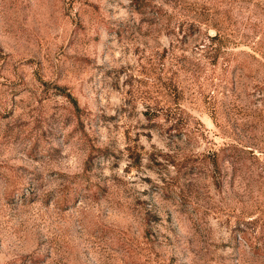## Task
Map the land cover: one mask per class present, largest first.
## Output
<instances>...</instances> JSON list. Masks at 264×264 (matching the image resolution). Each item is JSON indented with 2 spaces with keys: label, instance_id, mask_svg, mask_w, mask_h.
Returning a JSON list of instances; mask_svg holds the SVG:
<instances>
[{
  "label": "rangeland",
  "instance_id": "obj_1",
  "mask_svg": "<svg viewBox=\"0 0 264 264\" xmlns=\"http://www.w3.org/2000/svg\"><path fill=\"white\" fill-rule=\"evenodd\" d=\"M0 264H264V0H0Z\"/></svg>",
  "mask_w": 264,
  "mask_h": 264
},
{
  "label": "trees",
  "instance_id": "obj_2",
  "mask_svg": "<svg viewBox=\"0 0 264 264\" xmlns=\"http://www.w3.org/2000/svg\"><path fill=\"white\" fill-rule=\"evenodd\" d=\"M211 45H213V43Z\"/></svg>",
  "mask_w": 264,
  "mask_h": 264
}]
</instances>
